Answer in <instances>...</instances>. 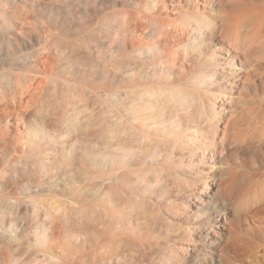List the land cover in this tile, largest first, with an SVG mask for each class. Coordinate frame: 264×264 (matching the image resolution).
Listing matches in <instances>:
<instances>
[{"label": "rangeland", "instance_id": "rangeland-1", "mask_svg": "<svg viewBox=\"0 0 264 264\" xmlns=\"http://www.w3.org/2000/svg\"><path fill=\"white\" fill-rule=\"evenodd\" d=\"M240 1L247 6L252 3L256 6L260 4L259 7L264 6V0H231L229 6L227 5L228 13H235L234 4ZM135 3H138V0H0V27L3 28L0 29V173L8 169L15 170L19 166V160L30 154L28 149H36L22 141L25 134L22 126L18 127V136H13L14 116L27 110L28 114L31 113L35 117H44L48 129L62 135L60 136L62 139L70 132L68 134L78 145L89 149L90 147L96 149L99 143L108 154L119 146L131 148L135 152V160L132 159L130 164L107 169L110 179L105 181L103 189L97 186L99 184H92L85 193L73 195L74 199H70L72 191L66 186H62L61 190L43 186L42 189L27 193L24 189L30 182L26 176L19 178L20 176L16 177L12 173L6 174L0 182V211H4V216L9 219L4 225L0 224V233L6 230L8 235L17 240L18 252H14L16 249L13 247L14 250L7 256L0 253V264H16L15 256L19 260L17 264H151V261L161 264L166 259L164 255H170L180 248H185V255L191 257L192 249L203 246L198 236L205 234L204 229L195 227V222L208 221L207 225L210 227L213 220L209 221L210 217L219 216L223 220L225 213L220 212L215 216L214 210L210 208V211H206L205 220L198 221L193 218L191 212H185L181 203L196 193L189 192L192 188L187 185V178L203 177L213 171L210 181L215 176L223 180L224 177L220 175L224 168L225 172L230 167L229 174L232 172L230 176L237 177L235 180L233 176L231 177L239 187L233 204L244 200L243 197L250 200V207L260 203L253 198L251 192L258 187L260 190V184L264 182L261 180L264 177V159L257 148H254L255 151L252 150V146H260L261 143V140L257 142L259 138L256 139L262 133L257 132L260 126L257 124L258 121L255 122V118L264 114L263 91L256 97L250 95L242 98L240 103L231 101L230 104H226L227 109L223 116L225 120L217 127V137L222 140L225 134L231 132L230 137L226 136L222 140L226 148L222 157L220 152H216L215 156L207 155L208 160H215V165L213 170H209L212 161H206V167L202 168L203 173L187 168L190 161H194V166L199 167L197 158L179 160L183 154L188 156L187 148L183 152L174 151V156L168 163L163 158L167 150L161 153L162 156L155 157L152 144L142 146L131 129H125L115 122L118 112L130 118L129 107L136 99H141L146 90L162 88L165 85L173 87L175 92L187 87L198 89L191 85L190 78L185 80L188 75L181 77L174 73L171 76L162 75L161 69L165 65L158 63L155 57L148 58L147 53L139 52V48L157 39L158 27L155 14L136 7ZM202 3L200 2V6ZM168 5V10L162 11L161 15L167 20L170 17L175 20L171 2H168ZM172 33L177 36L171 34L166 41L174 44L173 46L178 44L184 46L188 41L187 34ZM260 47L261 60L264 62V41ZM11 51H14L15 55L9 58ZM32 53L43 61L33 63L32 57L28 56ZM217 53L223 54L220 51ZM187 68L189 69L188 65ZM237 69L233 71L241 72V75L236 74L242 78L236 80V83L231 80L229 87L233 92H228V97L239 98V94L243 93L244 84L247 88H252L253 83L245 81L246 74H249L247 72L251 71L249 65L244 63V66ZM50 72L53 77L50 76ZM13 73L23 76L20 82H17L19 84L12 81ZM53 78L60 84L57 86L53 84ZM219 81L217 82L221 84L222 79ZM200 89L201 92L206 91V88ZM213 91L220 92L217 88ZM195 107L194 105L189 109H180L168 103L162 115L168 119L179 118L183 135H187L188 127L195 124L194 127L201 135L210 136L215 131L211 126L208 127L209 125L201 129L203 125L201 119L199 116H193ZM256 114L258 115L255 117ZM232 120H236L237 128L227 132L225 125ZM241 138L247 142H241ZM247 138L253 142L250 143ZM248 142L252 145L250 148ZM220 148L222 149V146ZM72 159L77 160L79 156L72 155ZM255 164L258 169L255 168ZM180 165L185 168L181 176L171 175L169 170L164 168L176 170ZM139 171L144 179L152 182L151 192L139 190L141 187L137 183ZM95 174L98 178L99 172ZM209 185L211 187L209 192L214 194L215 184L211 181ZM11 196L14 197V201L18 199L28 201L27 197L30 196L45 203L54 213L71 205L79 209L83 207L87 213H78L79 215L69 213L70 215L62 214L64 218L56 217V223L59 220L58 225L54 224L55 221L52 223L58 227L49 223L56 228L53 233L49 231L51 241L48 245L40 247L35 245L37 236L25 238L24 233L25 230L31 231L40 217V221L42 219L44 221L43 224L46 220L42 216L38 218L33 213L27 215L24 210L20 213L21 217L20 214L17 215L19 213L17 209L8 211L1 199ZM99 196L105 197L104 201H100L103 208H98ZM202 198L205 199L203 196ZM67 199L72 200L70 205L66 203ZM251 199L256 203L251 202ZM150 200L160 205L155 204L151 207ZM199 207L201 204L195 200L190 202L192 212L197 211ZM165 208H169L171 213ZM100 209L105 211L104 214L99 211ZM11 218L17 219L16 226L21 229H13L15 222H12ZM127 223L134 229V233L126 228ZM235 225H238L237 219L230 214L225 223L223 221L219 223L220 230L217 231L221 232L223 226L229 228ZM188 230L194 232L190 234ZM77 231H81V234L78 235ZM158 235L159 242L154 239ZM255 240L253 237L250 240L252 245L246 244L248 245L245 246L246 249L244 247L245 250L241 249L243 252L240 250L241 252L235 254L231 251L233 259L224 263L264 264V241ZM144 243L149 246L146 245L148 247L146 250L143 249L145 246H142ZM253 243L259 246L254 247ZM212 249L213 247L208 246V251ZM3 258L12 261L4 262ZM54 258L55 261H51Z\"/></svg>", "mask_w": 264, "mask_h": 264}, {"label": "bare ground", "instance_id": "bare-ground-1", "mask_svg": "<svg viewBox=\"0 0 264 264\" xmlns=\"http://www.w3.org/2000/svg\"><path fill=\"white\" fill-rule=\"evenodd\" d=\"M167 1L171 2L170 6H172L173 12H175V20L171 17L167 20L163 15H161L162 11L168 10L169 5ZM200 2H203L201 6ZM230 2L231 0H138V3H135L136 7L143 8L145 10L147 9L155 14L154 18L157 23V35L159 37L152 40L149 45L139 48V52L141 54L147 53L148 58L155 57L158 63L164 64L165 66L163 68L166 70H163V68L161 69L162 75L165 76L168 74V76H171L173 73L180 77L188 75L185 80L190 78V81L192 82L191 85H195L198 89L187 87V89L184 88L183 90L181 89L182 91L179 90L175 92L173 87L165 85L162 88L146 90L143 97L141 99H136V102L132 103L129 107L130 118L120 112L116 114L115 122L124 126L125 129H131L139 141V144L142 146H145V144L153 145V154L155 157L162 156L161 153L164 150H167L163 158L169 163L174 156V151L177 150L179 152H183L187 148L188 150L186 151L188 156L183 154L182 158L179 160L184 161V159L187 158H197L199 160V167H195L194 161H190L187 168L197 170L201 173L204 172L203 166L206 167V161H212V165H210L208 169H214L215 160H208L209 157L207 155L214 154L213 156H215L216 152H220L222 157L224 154L223 152L226 149L222 140H224L226 136V138L230 137L229 134L231 132L229 133L228 131L232 129L235 130L237 123L235 122L236 120H232L230 122L228 121L225 125L228 135L225 134V136H223L224 138H221L222 140L217 137V127L222 120H225L223 116L226 113V104H230L231 101L240 103L242 98H247L250 95H255L256 97L260 91L264 92V62L261 60L262 51L260 47L264 41V6L259 7L260 4L256 6L253 5L252 2V4L247 6L246 4H241L240 1V3L234 4V7L236 6L233 10L235 13L232 11L233 14H230L231 12L228 13L227 8V5L229 6ZM152 7L154 8L152 9ZM0 29L3 28L0 27ZM172 32L183 35L187 34V36H189L188 41H186L184 46L179 44L177 46H173L174 44L166 41L167 38L169 39V37H171V34H173ZM173 36H177V34H173ZM259 47L261 52L259 51ZM218 51L223 54L218 55ZM12 55H15L14 51H11V53L9 52V58H12ZM28 56L32 57L33 63L43 61V59H40L33 53ZM244 63H247L251 68V71L247 72L249 74H246L245 76V81H247V83H253L251 84L252 88L249 89L247 88V85L244 84V86H242L243 93L239 94V98L228 97V92H233V89L229 87L231 85V80L233 79L236 83V80L242 78L237 76V74L241 75V72L233 70H238L237 68L244 66ZM187 65L189 69L187 68ZM38 69L42 72L44 71L40 68ZM30 70L31 69L28 71ZM50 76L53 77L52 72H50ZM11 78L13 79V82L16 81L15 84H19L17 82H20L23 76L19 73H13ZM220 79H222L221 84L217 82ZM52 83L56 86L60 84L54 78L52 79ZM200 88H206V91L201 92ZM214 88L219 89L220 92L214 93ZM28 95L31 96L30 94ZM30 98L32 99V97ZM168 103L180 109H189L195 105L196 109L193 111V116H199L201 119L203 123L201 129H205V127L209 125L208 127L211 126L215 132H213L210 136L201 135L196 127H194V124L193 126L188 127L187 135H183L180 128L179 118L173 117L172 119H168L162 115V112L166 109V105ZM24 113H18L14 116L15 124L13 127L15 130L13 131V136H18V127L22 126L25 129L24 140L22 141H24V143L27 142L31 148L36 149L32 150L29 148L28 151L30 154H28V156L24 159L19 160V166H17L15 170L8 169L4 170L3 173H0V182L6 174H13L16 177L20 176L19 178L26 176L30 182L26 184L24 189L27 193L42 189L43 186L48 188L56 187L59 188V190H61L62 186H66L72 191V196H70L72 198L70 199H74L73 195L85 193L92 184H99L97 186L103 189L106 183L105 181L108 178L110 179L107 174V169L128 165L132 159L133 161L135 160V152L132 151L131 148L127 147V149L123 146H119L114 152L108 154L107 152H104L101 144L97 143L96 149L93 147H90L89 149L86 146L84 147L78 145L76 140L72 139V136L68 134L70 132L66 133L67 136L65 135V139L60 137L62 135H57L51 132L50 129H48L46 123L47 121L44 117L41 116L38 118L31 113ZM258 114H256L255 117ZM255 119V122L258 121L257 124L260 126L258 128L260 131L256 127L258 130L257 132H260V134L262 133L259 135L260 137H256V139L259 138L258 141L256 140L257 142L261 140L260 146L255 145L253 147L249 144V142L251 143L255 140V137L253 140L247 138L248 141H250L246 144L249 145V148L252 146V150L257 148L258 152H260V155L264 159V114L258 115ZM252 122H254V119ZM238 123H240L239 120ZM251 125H253V123ZM250 129L252 130L253 128H249V130ZM17 141L19 142L21 140ZM256 141L254 142L256 143ZM241 142L247 141H243L242 139ZM220 146H222V149ZM232 146L235 147L233 143ZM169 150H172V152ZM255 150L256 149H254V151ZM72 155L79 156V159L73 160ZM183 167L184 166L180 165V168H176V170L166 167L164 168L169 170L171 175L181 176V174H183V170L185 169ZM255 168L258 169V166L256 165ZM224 170H222L223 173L220 175L224 177L223 180H220V178L218 179L216 176L211 180L216 186L213 192L214 194L209 192L211 190L209 185L211 183L210 176L214 174L213 171L203 175V177H188V181L186 183L192 188L189 192L196 193H193L191 195L193 197H188L186 201L181 203L184 211L187 213L191 212L195 220H205L204 216L206 211H210V208L214 210L215 216L220 212L225 213L224 219L222 220L219 216H216L217 219L216 217H210L209 221L213 219L210 227L207 225L208 221L201 223L195 222L196 228L205 230V234L198 236V240L203 244L202 248L192 249L191 251L193 254L191 257L185 255V248H180L179 250H176L179 253L173 251L170 255H164L166 259L162 261L161 264H225L224 262L226 260L230 261L233 257L231 251L237 254L242 251L241 249H243V247L246 249L245 246L252 245L250 244V240H252L253 237L256 240L264 241V182L262 181L263 184H260V190L258 189V182L256 184L258 185L257 190H253L254 193L252 191V194L249 193L252 196L254 195L253 198H255L256 201H260L258 205L250 207V200H248V198L245 199L244 197V200L241 199V201H238L239 203L235 205L233 204V201L236 194L239 192V187L236 186L234 181L237 177L235 178L233 175L230 176L232 173L231 172L229 174L230 167L228 171L224 172ZM95 172H99L98 178H96ZM256 172H254V174ZM139 173L140 171L137 173V183L141 186L139 187V190L147 193L151 192V189L153 188L152 182L144 179L141 173ZM234 173L237 172L234 171ZM257 173L255 175H258ZM259 176L261 177L260 173ZM231 177L234 178V180ZM219 180L220 182H218ZM261 180H264V177ZM101 196L97 199L99 203L105 198L104 196ZM202 196L205 197V199L202 198ZM13 198L14 197L11 196L3 197L1 199V202L7 207L8 211L17 209V211L19 210L17 215H19L24 210L27 215H31V213H33L38 218L42 216L44 217V220H46L45 224H43V219L40 221L41 217L39 220L36 218L39 221H36L37 225L32 227L31 231L25 230L26 233H24L25 238H29L33 235L37 236L35 245L40 247L49 244L51 241L49 231L52 232L56 229L49 224L50 222L54 223V221L57 220L58 217L61 218V216L64 218L65 216L62 214L68 215L69 213H73L75 215H79L80 213H87L83 207L79 209L71 205L69 207L58 209L55 212L57 215H55L54 211L50 209V207L46 206L45 203L37 201L30 196L27 197L28 201H21L20 199L15 198L20 200H15V202ZM193 200L201 204V207L197 208L198 210L195 212H192L190 209V202H193ZM255 200L251 199V202L254 201L256 203ZM71 201L72 200L67 199L66 203L70 205ZM149 202L151 203V207L153 205L155 206V204L160 205L152 200ZM101 204L102 203H100V205ZM100 205L98 208H103V205ZM102 210L100 209L99 211L103 212ZM165 210L168 213H171L169 208H165ZM230 214L237 219L238 225L232 227L229 226V228L223 226L221 228V232L217 231L220 230L219 223L221 221L225 223L228 215ZM0 215V224L4 225V222L9 218L4 216V211H0ZM23 215L25 214L23 213ZM21 216L22 215L20 214V217ZM10 220L15 222L13 229H21L16 226L17 219L11 218ZM53 223L52 225L57 224L56 221L54 224ZM126 228H128L131 233H134V229L131 228L128 223ZM225 231H227V233ZM193 232L194 231H189L188 233L192 234ZM188 233L186 234L188 235ZM79 234H81V231L78 235ZM155 237L154 239L159 242L160 235H158L157 238ZM255 244L253 245L254 247L259 246ZM16 245L17 240L8 235L6 230H3V232L0 233V253L2 255L7 256L11 250H14L13 247L16 249L14 252H18ZM146 245L148 246V244ZM146 245L145 243L142 244V246H145V248H143L145 250L149 247ZM208 246L211 248L213 247V249L208 251ZM216 256L219 258L215 259ZM113 257L119 258V256ZM14 258L18 259L17 256ZM17 259H15L16 264L19 261ZM52 260L55 261V258L51 259V261ZM3 261L11 262L12 260L8 261L7 258H3ZM151 264H155V262L151 261Z\"/></svg>", "mask_w": 264, "mask_h": 264}]
</instances>
